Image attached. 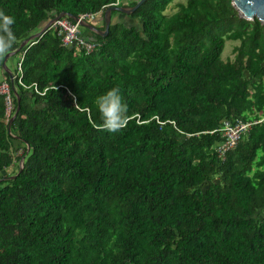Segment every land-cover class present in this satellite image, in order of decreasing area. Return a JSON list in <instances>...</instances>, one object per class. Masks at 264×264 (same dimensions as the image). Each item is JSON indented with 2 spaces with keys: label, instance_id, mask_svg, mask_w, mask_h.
Returning <instances> with one entry per match:
<instances>
[{
  "label": "trees",
  "instance_id": "trees-1",
  "mask_svg": "<svg viewBox=\"0 0 264 264\" xmlns=\"http://www.w3.org/2000/svg\"><path fill=\"white\" fill-rule=\"evenodd\" d=\"M137 1L0 0L17 36L11 80L0 60V264H264V25L231 0H145L105 37L79 27L90 52L53 28L17 51L60 13H100L102 31ZM114 87L127 126L97 130ZM235 119L249 126L220 154Z\"/></svg>",
  "mask_w": 264,
  "mask_h": 264
},
{
  "label": "clouds",
  "instance_id": "clouds-1",
  "mask_svg": "<svg viewBox=\"0 0 264 264\" xmlns=\"http://www.w3.org/2000/svg\"><path fill=\"white\" fill-rule=\"evenodd\" d=\"M14 24L15 18L0 10V60L6 57L17 43V36L13 31ZM95 103L101 120V123L96 125L97 130L117 133L127 126V105L122 101L119 88L114 87L98 96Z\"/></svg>",
  "mask_w": 264,
  "mask_h": 264
},
{
  "label": "built area",
  "instance_id": "built-area-1",
  "mask_svg": "<svg viewBox=\"0 0 264 264\" xmlns=\"http://www.w3.org/2000/svg\"><path fill=\"white\" fill-rule=\"evenodd\" d=\"M100 13L96 14H87L78 16V21L70 23L66 20L59 19L55 21L50 28H53L57 31V35L61 36V44L63 47H78L83 48L86 52H90L94 48V43L87 42L81 35L79 30V21H93ZM19 70V64L17 66ZM21 77L17 78V83L20 86H23L20 82ZM24 87V86H23ZM29 88V87H25ZM34 92H36L35 85H32ZM0 94L5 95L4 104L6 114H9L11 109V99L9 96V91L5 83L0 84ZM42 95V94H41ZM137 123L138 119H137ZM159 125L163 123L157 122ZM249 124L242 122L239 119H235L232 122H223L220 132L224 141L217 147V152L223 154L227 150L232 149L238 139L240 134L247 129Z\"/></svg>",
  "mask_w": 264,
  "mask_h": 264
},
{
  "label": "water",
  "instance_id": "water-1",
  "mask_svg": "<svg viewBox=\"0 0 264 264\" xmlns=\"http://www.w3.org/2000/svg\"><path fill=\"white\" fill-rule=\"evenodd\" d=\"M145 0H138L134 7L126 8V7H116V6H110L106 8L103 12V30H99L96 28L92 23H88L86 21H79V27L87 30L88 32L97 35L99 37H105L107 35L108 27L110 25V14L112 11H115L117 13H120L122 15H128L136 10L137 7H139ZM231 6L234 8V10L237 13V16L241 19L247 20V21H253L254 19L260 24L264 25V0H231ZM70 18L73 22H77L78 18L68 15L66 13H60L57 16L53 17L52 19L48 20L45 25L34 35L29 36L27 39H25L17 48V51L24 48L27 43L35 38H38L41 36L46 30H48L52 24L61 19V18ZM13 53H9L6 57L3 58L2 62V68L6 71V74L11 80V74L8 71V69L5 66V61L9 56H11ZM11 82V81H10ZM17 104H18V98H16ZM18 108L15 110L14 115L16 114ZM22 161V160H21ZM20 161V163H21Z\"/></svg>",
  "mask_w": 264,
  "mask_h": 264
},
{
  "label": "rangeland",
  "instance_id": "rangeland-1",
  "mask_svg": "<svg viewBox=\"0 0 264 264\" xmlns=\"http://www.w3.org/2000/svg\"><path fill=\"white\" fill-rule=\"evenodd\" d=\"M130 1H137V0H130ZM175 9H173L172 7H171V9L169 10V13L170 12H173ZM116 21H119V22H121V23H125V24H127V25H133V26H135L136 24H137V20H130V19H127V18H123V17H114L113 19H112V23H114V22H116ZM91 23L95 26V27H100L101 25V19H100V17H96L95 18V20H93V21H91ZM81 29V33L85 36V37H89V35H90V33L89 32H87L85 29H82V28H80ZM236 43H229V42H227L226 44H225V48H224V51H223V54H222V58H231V49H232V47L235 45ZM12 61V59L11 60H9V61H7L6 63H7V65L8 66H10L11 67V65H10V62ZM12 64V63H11ZM20 151H18V153H19ZM6 174L7 173H9V170H7L6 172H5Z\"/></svg>",
  "mask_w": 264,
  "mask_h": 264
}]
</instances>
